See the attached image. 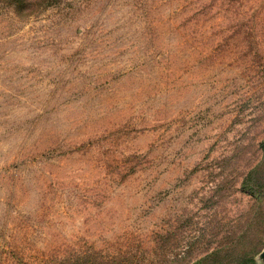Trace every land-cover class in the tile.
<instances>
[{
  "label": "rangeland",
  "instance_id": "1",
  "mask_svg": "<svg viewBox=\"0 0 264 264\" xmlns=\"http://www.w3.org/2000/svg\"><path fill=\"white\" fill-rule=\"evenodd\" d=\"M263 141L264 0H0V264L202 255Z\"/></svg>",
  "mask_w": 264,
  "mask_h": 264
},
{
  "label": "trees",
  "instance_id": "2",
  "mask_svg": "<svg viewBox=\"0 0 264 264\" xmlns=\"http://www.w3.org/2000/svg\"><path fill=\"white\" fill-rule=\"evenodd\" d=\"M261 148L260 162L244 176L241 182L240 190L253 199L252 208L246 219L221 235L216 245L207 247L204 254L197 255L196 249L203 242V238H206L207 233L194 239L183 252L171 256L166 263L256 264V257L264 250V141ZM224 189L220 183L216 187L215 195H219ZM220 198L222 197H218Z\"/></svg>",
  "mask_w": 264,
  "mask_h": 264
},
{
  "label": "water",
  "instance_id": "3",
  "mask_svg": "<svg viewBox=\"0 0 264 264\" xmlns=\"http://www.w3.org/2000/svg\"><path fill=\"white\" fill-rule=\"evenodd\" d=\"M261 253H264V250Z\"/></svg>",
  "mask_w": 264,
  "mask_h": 264
}]
</instances>
